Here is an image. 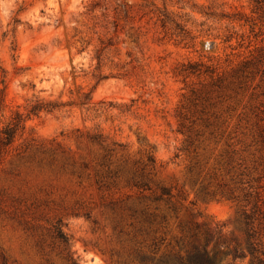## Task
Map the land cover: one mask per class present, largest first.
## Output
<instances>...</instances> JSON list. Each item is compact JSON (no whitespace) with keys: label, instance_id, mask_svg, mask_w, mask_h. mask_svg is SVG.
Wrapping results in <instances>:
<instances>
[{"label":"rangeland","instance_id":"374dc122","mask_svg":"<svg viewBox=\"0 0 264 264\" xmlns=\"http://www.w3.org/2000/svg\"><path fill=\"white\" fill-rule=\"evenodd\" d=\"M194 244L264 260L262 11L0 0V264H173Z\"/></svg>","mask_w":264,"mask_h":264},{"label":"trees","instance_id":"16d2710c","mask_svg":"<svg viewBox=\"0 0 264 264\" xmlns=\"http://www.w3.org/2000/svg\"><path fill=\"white\" fill-rule=\"evenodd\" d=\"M254 5L255 12L262 11L264 16V0H252ZM35 106L34 110H40L43 108V106L37 105ZM13 130L7 129L4 131L5 137L3 138L4 144H9L12 141L13 138ZM249 252L254 255L257 248L253 245V243L249 244ZM235 256H245L244 251L237 247L233 250ZM257 264H264V260L261 258L257 259ZM173 264H221L217 262L215 257V252L208 251V248L206 245H198L194 244L189 249L186 250V253L184 255H176L173 257ZM156 264H162V263H156Z\"/></svg>","mask_w":264,"mask_h":264}]
</instances>
